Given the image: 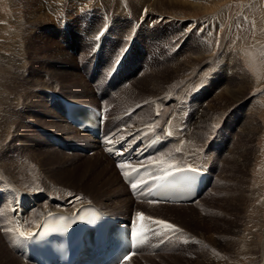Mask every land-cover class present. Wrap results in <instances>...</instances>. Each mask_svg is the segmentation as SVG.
Listing matches in <instances>:
<instances>
[{
    "label": "rangeland",
    "instance_id": "1",
    "mask_svg": "<svg viewBox=\"0 0 264 264\" xmlns=\"http://www.w3.org/2000/svg\"><path fill=\"white\" fill-rule=\"evenodd\" d=\"M146 1L0 0V174L10 182L0 176V240L9 249L7 227L12 229L11 206L18 197L9 189L11 184L20 191L38 193L31 195L35 199L53 197L59 201L74 195L80 198L75 205L90 201L114 217L130 216V210L116 206L119 198H130L129 191L120 190L117 195L106 192L121 185L123 168L111 161L115 175L107 176H113L117 185L105 183L96 177V168L83 164L87 159L77 152L63 149L68 159L58 158L54 151H60L56 148L59 146H47L48 136L70 140L78 134L72 131L71 137L66 135L63 118L54 114L59 110L57 93L76 102L101 104L106 117L112 119L121 113L131 118L146 107L136 124L160 120L156 131L164 130L170 119L177 120L173 128L180 136H187V147L166 149V145L168 162L181 156L186 166L198 162L202 152L211 155L212 166L208 168L212 179L202 202L194 208L183 213L160 212L146 205L140 206L141 210L140 202L131 200L132 214L140 211L136 217L139 213L151 220L172 222L179 235L168 247L163 246L165 249L150 253L142 250L128 264H264V0H180L200 8L165 4L162 12ZM29 8L37 10L32 23ZM43 11L50 15L40 17ZM147 18H155V23L151 25ZM128 46L130 55L123 59L121 55ZM98 47L104 50V65L108 66L92 80H100L102 88L114 93L104 80L121 58V67L135 68L134 77L128 80L132 89L127 94L123 92L112 100L105 96H98L97 101L91 98L93 81L87 71L95 62L92 55ZM188 59L193 60L192 65L185 64ZM176 66L181 70L174 69ZM154 79L161 87L155 91L163 103L159 107L146 103L153 100ZM84 80L87 88H79ZM202 86L207 93H200ZM164 87H183L187 94L192 89V102L199 96L200 104L189 103L186 96L179 102L188 103L192 111L181 103L174 105L178 98ZM212 87H242V100L235 102L227 95L215 99ZM81 93L90 97L83 98ZM175 109L179 114L171 117ZM200 113L204 116L196 125ZM163 156L159 161L149 159L151 169H158ZM215 163L218 168L213 171ZM31 173H37L38 178ZM2 221L7 227H2ZM13 236L16 241L11 238L12 245L21 235Z\"/></svg>",
    "mask_w": 264,
    "mask_h": 264
},
{
    "label": "bare ground",
    "instance_id": "2",
    "mask_svg": "<svg viewBox=\"0 0 264 264\" xmlns=\"http://www.w3.org/2000/svg\"><path fill=\"white\" fill-rule=\"evenodd\" d=\"M107 1V0H106ZM139 1V0H138ZM136 2V1H135ZM146 3H148L150 6L156 8L157 10L161 11L164 9L163 5L165 4H168V5H185V6H191L192 4H189L188 2L185 3V2H182L180 0H147ZM191 7L193 8H200V6H194L192 5ZM57 8V7H56ZM59 9V8H58ZM120 9V8H119ZM50 10H53V9H50ZM48 11V10H47ZM54 11V10H53ZM55 12V11H54ZM139 12V11H138ZM37 10L36 9H33V8H29V16H30V22L32 23L35 18H37ZM53 13V12H52ZM137 13V12H136ZM140 13V12H139ZM153 13V12H152ZM144 14V13H142ZM156 14V13H155ZM40 17H44V16H47V15H50L48 14V12L46 11H43L41 12L40 14ZM147 15V14H146ZM158 15V14H157ZM161 16V15H160ZM154 17V16H153ZM159 17V16H158ZM34 18V20H33ZM39 18V17H38ZM148 22H150V24H154V20L155 18H147ZM159 21V20H158ZM168 21V20H166ZM22 33V32H21ZM95 33V32H94ZM89 36V39L91 38V36L88 34ZM82 39V43H85L86 42V39L84 38H81ZM81 43V44H82ZM127 49V48H126ZM125 49V50H126ZM125 50L123 51L122 54H124ZM131 50V49H130ZM104 50L101 49V47H98L96 49V52H94V54L92 55L95 59V62L93 63L92 62V66L89 68V70L87 71V74L90 75V80L92 81V76H95L96 77V74H98L102 68V70H106V67L108 65H104V64H107V60L105 58V56H103L105 53L103 52ZM225 52V51H224ZM104 53V54H103ZM68 54V53H67ZM207 54V53H206ZM128 55H130V51L128 52ZM199 55H205L204 54H199ZM128 57V56H127ZM120 58V57H119ZM193 59V58H192ZM192 59H188L187 61H185V64H188V65H192ZM199 58H196V60H198ZM182 61V59H181ZM127 64V63H126ZM187 65V66H188ZM86 67V66H85ZM178 67V66H176ZM88 68V67H86ZM104 68V69H103ZM169 69V68H168ZM174 69L178 70L180 69V66L178 68H175ZM223 70H225L224 68H222ZM112 70V68H111ZM109 70V71H111ZM135 70V68L130 65L127 67H124L123 70L119 73L118 77L115 78V80L112 79V81L110 82L112 86H110L111 88L110 89H114V93H110V90L108 91L107 88H102V85L100 86V81L98 83H95L96 80L92 82H90V85L92 87V90H93V93H92V99L97 101L99 98H98V93L97 91L102 88L103 92H102V97L105 96L106 99L107 97L112 100L114 99V97L117 95L119 96L121 93H125L127 94L126 92H128V90H130L131 88V83H128V80H130L132 75H135L133 73V71ZM181 70V69H180ZM106 73V72H105ZM226 74H228V72H225ZM93 74V75H92ZM74 76V74H72ZM107 75V73H106ZM105 75V76H106ZM109 76V74H108ZM75 77L77 78V75H75ZM74 77V78H75ZM126 77V78H125ZM97 78V77H96ZM102 78V77H100ZM108 78V77H107ZM125 78V79H123ZM104 80V78H103ZM80 82V81H79ZM86 82V83H85ZM125 83V84H124ZM79 84V83H77ZM76 84V85H77ZM105 85V84H104ZM152 85L154 87H151V98H153V100H149L147 101V106H157L159 107L160 105H162L163 103L162 102H159V99L156 98L157 96L155 95V91L156 90H159L161 87H158V80L157 79H154L153 82H152ZM88 86V83L86 80L84 81H81L80 82V86L79 88H87ZM168 89L170 87H164V89ZM173 88V87H172ZM170 88L169 89V93H172L174 95L175 98H183V97H186L188 96L186 90L183 88V87H174L172 89ZM242 87H240L239 89H236V88H233V87H212L211 90H212V93L213 94H216L214 96L215 99H222L224 96H228L231 98V100L235 101V102H241L242 100V97H241V94H240V91L242 90L241 89ZM244 88V87H243ZM132 89V88H131ZM189 89V87H188ZM208 92L207 90L205 91L204 89H202L200 91V93H204V92ZM154 93V94H153ZM167 94V93H166ZM81 96L83 98H88L90 97L89 93H81ZM127 96V95H126ZM155 96V97H154ZM168 96V95H167ZM195 97V96H194ZM199 97V96H198ZM195 98L194 104L197 105L200 104V98ZM203 97V96H202ZM151 98H148V99H151ZM147 99V98H146ZM178 99H176L178 101ZM206 99V98H205ZM66 102L68 101H75L74 99H65ZM100 100V99H99ZM176 100H174V103L176 102ZM153 101V102H151ZM180 101V100H179ZM80 103H87V102H83V101H78ZM106 102V101H105ZM204 102V101H203ZM206 103V102H205ZM91 104V103H89ZM210 104V103H209ZM49 106L53 107V105L49 104ZM210 106V105H209ZM56 107V106H55ZM54 107V108H55ZM155 107V108H157ZM254 107V106H253ZM253 107H250L251 109L249 111H252L253 110ZM256 107V106H255ZM145 109H143L142 111H136L137 113L135 115H133L131 118H127L124 116V113H121V114H118L117 116H115L113 119L112 117H110L105 123V125L107 126V128L109 127H115L114 131H116L115 134H113V138L111 140H107L106 143H105V149L106 147L109 145V144H112L116 141H119V140H123L124 141V148H128L132 145H134L135 143H138V149L135 151L134 155H133V159L134 161H137V163H140V164H135L134 161H128L126 163H123L125 165L127 164H135V166H143L145 165L144 161L146 160V158L144 160H140L138 161V158H140L141 156H145L147 151H150L152 150L151 146L153 145L154 143V139L153 140H148V141H145V136L150 133L152 130L155 132L154 136L155 138L157 137L158 133H157V129H158V126L161 125V121L160 120H155V121H151L149 123H146V124H141V125H137V121L141 119L142 115H143V111L146 110L147 108L144 107ZM162 108V107H161ZM208 108V106H207ZM56 109H59L58 111H55L54 114L56 115L57 118H63V120H61V123L62 125L64 126V128H67V132H65V134L69 136V134L72 132V131H77L78 134L77 135H74V136H69L71 137L70 140H63L62 138H59V137H54V135H52L53 137L51 136H48L47 138L49 139V143L47 144L48 147L52 148V147H55V144L58 145L57 143H63L65 145L64 146H60L56 148L59 149L60 151H54V154L56 157L58 158H66L68 159V157H66V152L63 150H68L70 152H77L78 154L77 155H80L81 158L83 159H87V160H83V164L84 165H90L92 166V168H96L97 169V176L102 182L105 181V183L107 182H110L109 184H116V181H112V177L113 176H107L108 173L109 174H114L112 172V169L110 167V162L111 161H114L116 163V161L111 158L109 155H106L105 153L104 154H101V153H97L99 151H102V142L105 141H101V140H98L96 138H94L92 135L88 134L87 132H83L79 129H77L76 127H74L72 124H70L69 122H67V120L60 114L61 113V105L58 104ZM61 109V110H60ZM160 109V108H159ZM170 109V108H169ZM204 109V108H203ZM158 111V109H157ZM202 111V110H201ZM59 112V113H58ZM155 113V112H154ZM158 113V112H157ZM160 113V112H159ZM204 113V112H203ZM6 116V115H5ZM204 114H198L195 121H194V124L196 123V125L199 124L200 120L203 118ZM129 117V116H128ZM251 118V117H250ZM166 120V119H165ZM171 120V119H170ZM217 120V119H216ZM9 121V119H8ZM177 120L174 121V120H171L169 121V123H167L166 125V128H165V131L167 133H170V135L174 138L176 136H178V132L176 130H173L176 126L174 125H177ZM187 122V121H185ZM203 122V121H202ZM217 122H219L217 120ZM140 123V121H139ZM60 124V123H59ZM194 124H192V126H194ZM249 124V123H248ZM195 125V126H196ZM174 127V128H173ZM173 128V129H172ZM9 129V128H8ZM194 129V128H193ZM251 129V128H250ZM192 130V128H191ZM243 130V129H242ZM190 135V133H189ZM182 137V139H181ZM180 137V140H178V144L176 143H173L170 145V147H168L169 149L173 148H180L182 146L185 145V141H186V137L185 135H181ZM190 137V136H189ZM107 138V137H106ZM105 138V139H106ZM11 139V138H10ZM196 141V139H195ZM57 142V143H56ZM188 142V141H187ZM196 143V142H195ZM140 144V145H139ZM187 144V143H186ZM191 144V143H190ZM82 145H84V147H88L90 153H92L91 155H87L84 153L83 151V147ZM186 146V145H185ZM46 147V145H45ZM187 147V146H186ZM190 147V145L188 146ZM42 149V148H41ZM45 149V148H44ZM187 149V148H186ZM191 149V148H190ZM40 150V149H39ZM47 150V149H46ZM185 150V149H184ZM47 152V151H46ZM58 152V153H57ZM65 152V153H64ZM188 153L187 151H184V153ZM68 153V152H67ZM70 155H72L73 153H68ZM232 154V153H231ZM76 155V156H77ZM78 156V157H80ZM230 156V155H229ZM80 158V160H81ZM100 160H104V161H100ZM179 160H182V157L181 156H178V157H175V158H172V162L173 161H178ZM15 161V160H14ZM94 161H98V163L94 162ZM101 162V163H100ZM196 162V161H195ZM5 163V162H4ZM18 163V162H17ZM16 163V164H17ZM97 165H96V164ZM118 164H121L119 162H117ZM116 163V164H117ZM181 163V162H180ZM210 163H212L211 161V155L209 154H206L204 152L201 153V156H200V159L198 160V162L196 163H189L187 164L186 166L182 165V166H177L176 168H174L171 172L177 170V169H180V168H184V167H192V168H197V169H202V170H206V166H212ZM101 165V166H100ZM1 166V165H0ZM118 166V165H117ZM215 168L213 171H215L217 168H218V164L215 163ZM2 168V167H1ZM91 168V167H90ZM91 170V169H90ZM94 170V169H93ZM165 170V169H164ZM163 170V171H164ZM95 171V170H94ZM161 171V170H160ZM159 171H156L154 172L153 174H151L150 176H148L146 179H144L143 182H147L149 183L150 181H154L155 179L159 178L161 175H164V173L166 174V172L162 173L160 176L157 175ZM162 172V171H161ZM1 173V172H0ZM93 173V172H92ZM32 177L33 178H38V174L37 173H31ZM95 174V173H94ZM168 174V173H167ZM155 175H157L155 177ZM1 179L6 182L7 184H9L10 182H8L1 174ZM94 176V177H95ZM93 177V176H92ZM93 177V179H95ZM116 177V176H115ZM98 180V179H96ZM37 182V181H36ZM97 183V182H95ZM8 187H10L9 189H12L14 190L16 193H18V197L16 199V201L14 202L12 209H11V225H12V229H9V227H7V222L6 221H2L1 224L2 227H7V243L9 244V249L6 248L5 244L3 241L0 240V264H35L34 262H30L29 261V257L27 255V249H28V246H27V238L33 234L36 229L38 228V226L40 225L42 219L44 218V216H46L47 214L51 213V212H54V211H64V212H68L70 214H73L80 205L84 204V203H93V202H84V203H78L77 205H75L76 202L79 201V197L77 196H65V198L63 197V199L59 200V201H54L53 197H50V199H47L46 201H44V199L41 197H38L37 199L33 198V196L31 195H37L38 193L36 192H33L32 194H29L27 192H23V191H20L19 188H17L16 186L14 185H9ZM111 188V185L110 187ZM7 189V188H6ZM38 190V188H37ZM120 190L124 191V190H127L129 191L127 185L122 181L121 185H117V188L115 189H111V190H107L106 192L109 194V195H113V194H116L120 192ZM39 191V190H38ZM204 192V191H203ZM41 193V192H40ZM130 193V192H129ZM145 192H139L137 193V196L135 194L132 195L130 193V198H127V199H121L119 198L116 202H117V207L118 206H121V207H124V209L126 210H130V216L129 217H124V216H118V218L120 219V222H124L125 220H129L131 215H132V203H131V200H136L137 202H140L139 203V208L141 210H143V208H141L140 206H146V205H149L150 208H156V209H159L160 212H163V211H170L172 212V210H176V211H179V212H182L187 210V209H192L194 208L195 206H197L199 203L202 202V199H199L197 202L195 203H170V202H162V201H155L153 199H149L150 197H148V200L146 201H140V198H142L144 196ZM17 195V194H16ZM114 197V196H113ZM203 198V197H202ZM145 202V203H144ZM7 204V203H6ZM100 207V206H99ZM102 209V208H101ZM163 209V210H161ZM104 210V209H103ZM105 212H107L106 210H104ZM158 211V210H157ZM186 212V211H185ZM3 213V211L0 210V214ZM109 214V212H107ZM117 218V217H116ZM129 218V219H128ZM172 223V222H170ZM174 224V223H173ZM160 227V225H159ZM158 227V228H159ZM149 228H152L153 230L157 229V224L154 223V221H151L150 224H145L144 226H141V228L139 227V229L141 231H146V229H149ZM1 230V229H0ZM1 232V231H0ZM9 232L12 233L9 234ZM14 233H17L18 235L20 234L21 237H23V239L18 238L17 242L16 241V237L13 236ZM15 238V243L12 245L13 242H10L11 241V238ZM14 238L12 240H14ZM173 239V238H172ZM24 240L26 242L25 246L23 247V244H24ZM173 241V240H172ZM171 239L168 240L167 242H165L163 245L155 248L156 250L160 247H163L165 245H168L172 243ZM154 243V241H153ZM164 249L166 247H163ZM162 248V249H163ZM264 250V244H263V249ZM263 252V251H262ZM133 254V252H132ZM129 255L128 258L123 261L121 264H125V262L130 259V257L132 256ZM140 255V254H139ZM138 256H132L131 258V261L132 262L133 260H135L134 258H136ZM139 257H142V256H139ZM263 257V255H262ZM19 260H18V259ZM144 258V257H143ZM149 259L152 258V256L150 255V257H148ZM22 262H21V261Z\"/></svg>",
    "mask_w": 264,
    "mask_h": 264
},
{
    "label": "snow or ice",
    "instance_id": "3",
    "mask_svg": "<svg viewBox=\"0 0 264 264\" xmlns=\"http://www.w3.org/2000/svg\"><path fill=\"white\" fill-rule=\"evenodd\" d=\"M103 33H100V34H98L97 35V39H99L100 38V36L102 35ZM119 63H120V60L119 59H117L116 60V66L118 67L119 66ZM170 134V133H169ZM110 153H113V149L112 148H108L107 149ZM177 151H179V149H177ZM118 167H120V168H123L124 167V165H123V163H121V164H118ZM124 176L126 177V179H129V182L131 183V187L133 188V190L135 191V190H137V184H136V182L132 179V178H129L128 177V173H124ZM141 191H142V189H141ZM137 217H138V219H140V220H143V219H145V217H143L141 214H137ZM154 223L155 224H158V225H162L164 228H166V229H173V225H171V224H167V223H165L164 221H160V220H157V221H154ZM177 231H178V229H177ZM146 238V237H145ZM126 258H128V257H126Z\"/></svg>",
    "mask_w": 264,
    "mask_h": 264
}]
</instances>
